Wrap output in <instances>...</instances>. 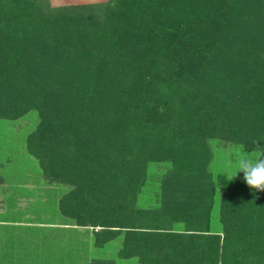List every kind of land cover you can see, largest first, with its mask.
<instances>
[{
  "label": "trees",
  "instance_id": "1",
  "mask_svg": "<svg viewBox=\"0 0 264 264\" xmlns=\"http://www.w3.org/2000/svg\"><path fill=\"white\" fill-rule=\"evenodd\" d=\"M29 112L45 264H264V191L210 146L264 156V0H0V120Z\"/></svg>",
  "mask_w": 264,
  "mask_h": 264
},
{
  "label": "crops",
  "instance_id": "2",
  "mask_svg": "<svg viewBox=\"0 0 264 264\" xmlns=\"http://www.w3.org/2000/svg\"><path fill=\"white\" fill-rule=\"evenodd\" d=\"M72 3L75 0H70ZM62 3H67L62 1ZM39 180L2 178L0 182V264H38L51 244L53 211L45 208L52 196ZM56 225V226H54ZM58 232V231H57ZM41 264H45L43 261Z\"/></svg>",
  "mask_w": 264,
  "mask_h": 264
},
{
  "label": "rangeland",
  "instance_id": "3",
  "mask_svg": "<svg viewBox=\"0 0 264 264\" xmlns=\"http://www.w3.org/2000/svg\"><path fill=\"white\" fill-rule=\"evenodd\" d=\"M63 0H50L51 4H66L62 3ZM67 3H72L70 0H64ZM94 1H103V0H75L76 3H85V2H94ZM35 118L33 113H28V115L23 116L22 118L16 119V120H0V159H4L6 156H11L12 158V166H17L15 172H17L20 175L19 179H22L25 177V179L30 178L34 181L38 179L40 176V170L36 164L35 159L32 157H29L24 153L23 149V141L25 139V135L27 132L34 126ZM210 146L213 149L214 156L212 159V169L213 171L219 172L220 174L226 175L227 173H230L231 170L238 171L234 168V162L238 158L240 154L247 155L249 158L255 160L256 159V152H246L242 150L241 147L235 146L232 144H224L219 141H211ZM231 173H234V172ZM150 172L154 174L157 172V169H154L153 167L150 168ZM226 183V180L223 181V183ZM222 183V184H223ZM224 183V184H225ZM51 193H49L48 201L45 205V208L48 210V214L50 209L53 211L51 206ZM67 231L63 228V230L60 231H52L49 236L51 239H58L61 238L62 233ZM66 233V232H65ZM58 243H61L58 239ZM49 243V242H48ZM52 247L54 248V245L52 244ZM51 256L48 255V257L43 259H35L37 260L38 264H41L42 261L45 262L46 259L51 258ZM54 260H52L53 262ZM51 262V264H52ZM66 263L67 262H60ZM49 264V263H47Z\"/></svg>",
  "mask_w": 264,
  "mask_h": 264
},
{
  "label": "clouds",
  "instance_id": "4",
  "mask_svg": "<svg viewBox=\"0 0 264 264\" xmlns=\"http://www.w3.org/2000/svg\"><path fill=\"white\" fill-rule=\"evenodd\" d=\"M234 168L244 173V181L250 188L264 191V156L253 160L240 154L234 162Z\"/></svg>",
  "mask_w": 264,
  "mask_h": 264
}]
</instances>
